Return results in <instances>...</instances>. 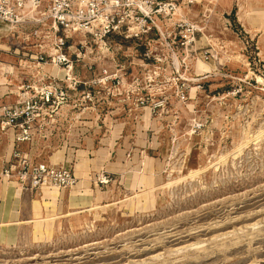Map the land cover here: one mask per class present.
Listing matches in <instances>:
<instances>
[{
	"label": "rangeland",
	"instance_id": "1",
	"mask_svg": "<svg viewBox=\"0 0 264 264\" xmlns=\"http://www.w3.org/2000/svg\"><path fill=\"white\" fill-rule=\"evenodd\" d=\"M173 1L171 24L182 17L198 25L196 42L185 50L173 35L154 54L167 58L162 64L132 41L113 39L105 51L89 43L77 74L90 80L105 66L125 89L138 79L135 92L88 88L100 93L78 102L71 126L29 148L44 161L72 158L94 188L106 174L99 187L110 188L109 203L76 209L56 195L36 202L37 219L20 226L14 243L0 242V264H264V31L244 20L257 24L251 17L264 5ZM0 48L3 62L11 55ZM204 51L213 57L204 60ZM91 63L94 70L83 66ZM140 96L148 97L143 105ZM121 137L126 147L112 158L126 166L109 172L95 161L98 151L107 155Z\"/></svg>",
	"mask_w": 264,
	"mask_h": 264
},
{
	"label": "built area",
	"instance_id": "2",
	"mask_svg": "<svg viewBox=\"0 0 264 264\" xmlns=\"http://www.w3.org/2000/svg\"><path fill=\"white\" fill-rule=\"evenodd\" d=\"M178 12L173 0H0V21L10 27L4 50L21 71L14 99L0 97V134L13 138V151L0 175L25 190L75 185L77 179L70 168L38 161L21 146L52 135L61 119L74 114L79 101L87 103L100 93L87 91L92 86L109 83L111 97L125 94L129 98L135 92L138 79L125 89L123 78L105 66L97 67L99 75L90 80L77 74L86 53L93 52L89 43L105 51L112 47L113 39L132 41L157 64L167 58L155 56V52L160 46L169 47L173 35L185 50L194 44L202 29L182 17L171 24ZM29 26L32 28H26ZM15 33L23 35L19 42L12 41ZM212 57L211 51L201 54L204 60ZM92 64L83 66L94 70ZM147 99L140 96L138 100L143 105ZM85 112H89L88 106L80 114ZM96 181L105 185L109 177L102 173Z\"/></svg>",
	"mask_w": 264,
	"mask_h": 264
},
{
	"label": "crops",
	"instance_id": "3",
	"mask_svg": "<svg viewBox=\"0 0 264 264\" xmlns=\"http://www.w3.org/2000/svg\"><path fill=\"white\" fill-rule=\"evenodd\" d=\"M260 4L264 5V0L258 1ZM263 8V7H262ZM254 8H250L247 10L248 14H253ZM254 15V14H253ZM251 17V16H249ZM264 9H261V12L256 17H251L252 19H256L257 24H252L248 21V18H244L245 22L247 23V26L251 29L259 28V32L261 30L264 31ZM8 24L0 21V46H6L7 43H2L4 40H8L9 32L7 33L4 29ZM261 28V29H260ZM262 36V35H261ZM2 55V54H1ZM7 59L1 60L3 62H0V97L2 99H14L15 91L17 85L21 81V71L15 64V59L12 56H7ZM4 66V67H1ZM7 69V71H6ZM123 82L125 83V79L123 78ZM72 116V115H70ZM81 116V115H80ZM69 119H71L69 117ZM69 119H61L59 126L57 129L53 132L55 136L58 135L60 129L63 127H67L68 124L71 126ZM86 126V123L84 122L81 124V127L84 128ZM123 124L115 125L112 133L116 132V138H119L121 136V133L123 132ZM52 134V135H53ZM115 134V133H114ZM50 135V136H52ZM48 136L47 138H49ZM40 140V139H38ZM38 140H35L32 144H23L21 146L22 151L26 154H29L30 156L34 157L38 161H44L41 160L38 155H35L33 150H30V147L35 146V144L38 142ZM122 137L116 141L115 139L111 141L110 149L107 152L100 149L98 151V158H96L95 161H99V163L102 161L104 167L109 172L113 173H120L121 168L125 165V159L117 160V158L113 159V154L115 155L119 154L120 148L122 146L126 147V144H122ZM133 147V146H132ZM13 151V138L11 135L6 134L2 135L0 134V172L3 169L4 166H6V163ZM105 158V159H104ZM48 162L55 164V165H65L66 167L70 168L74 174V176L77 179V183L73 185L70 188L66 189H60L52 186H43L41 189L33 191V190H25L20 187V185L13 180H8L0 175V242L4 244H10L14 243L17 236L20 226L23 224H26L27 222H33V220L37 219L34 217L36 214V202H40L42 200L53 199V197H60L62 200H60L58 203H65L70 206H74L73 208H78L79 205H82L80 207L82 208H88L92 205H99L101 203H109V200H106L110 193V188L108 190L101 191V188L99 185L95 186V188L92 186V183L88 177L85 175L84 167H79L77 170L73 168L72 158H62L61 160L58 159H52L49 158L47 160ZM99 163H96V165H99ZM109 187V186H108ZM103 190V189H102ZM54 194V196H53ZM109 198V197H108ZM63 201V202H62ZM111 201V200H110ZM56 202V201H55ZM54 202V203H55ZM35 204V205H34ZM76 206V207H75Z\"/></svg>",
	"mask_w": 264,
	"mask_h": 264
},
{
	"label": "bare ground",
	"instance_id": "4",
	"mask_svg": "<svg viewBox=\"0 0 264 264\" xmlns=\"http://www.w3.org/2000/svg\"><path fill=\"white\" fill-rule=\"evenodd\" d=\"M59 154V153H58Z\"/></svg>",
	"mask_w": 264,
	"mask_h": 264
}]
</instances>
